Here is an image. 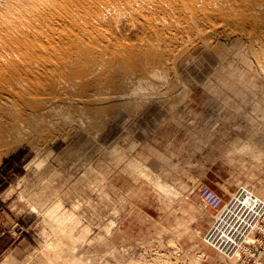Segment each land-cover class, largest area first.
Returning a JSON list of instances; mask_svg holds the SVG:
<instances>
[{
    "label": "rangeland",
    "instance_id": "1",
    "mask_svg": "<svg viewBox=\"0 0 264 264\" xmlns=\"http://www.w3.org/2000/svg\"><path fill=\"white\" fill-rule=\"evenodd\" d=\"M0 153V264H264V0H0Z\"/></svg>",
    "mask_w": 264,
    "mask_h": 264
},
{
    "label": "built area",
    "instance_id": "2",
    "mask_svg": "<svg viewBox=\"0 0 264 264\" xmlns=\"http://www.w3.org/2000/svg\"><path fill=\"white\" fill-rule=\"evenodd\" d=\"M201 200L214 210L207 240L226 255H234L253 232L264 231V198L239 187L227 203L212 189L199 190Z\"/></svg>",
    "mask_w": 264,
    "mask_h": 264
},
{
    "label": "bare ground",
    "instance_id": "3",
    "mask_svg": "<svg viewBox=\"0 0 264 264\" xmlns=\"http://www.w3.org/2000/svg\"><path fill=\"white\" fill-rule=\"evenodd\" d=\"M94 96H95V95H94ZM113 96H114V95H113ZM113 96L111 95V97H113ZM115 96H116V95H115ZM105 97L110 98V96H108V95L105 96ZM97 98H98V97H97ZM103 98H104V97H103ZM95 99H96V98H95ZM98 99H99V98H98ZM66 100H67V97H66V98L63 97V98L61 99V102H62V101H66ZM76 100L79 101V102L82 101V103H84V101H86V99H85V100H80L79 98L76 99ZM91 101H92V100H91ZM96 102H97V101H96ZM96 102H95V103H96ZM86 103H87V102H86ZM91 103H92V102H91ZM92 104L94 105V102H93ZM87 105H88V104H87ZM89 105H90V103H89ZM52 108H53L52 105H47V106H45V107L42 109V111H43V112H44V111H50V110H52ZM80 116H81V114H80ZM80 116H79V117H80ZM75 117H77V116H75ZM88 117H89V115H88ZM73 118H74V117H73ZM90 118H91V117H90ZM77 119L81 121V119H79L78 117H77ZM90 120H91V119H90ZM87 121H88V120H87ZM87 121H86V122H87ZM93 121H94V120H93ZM78 122H79V121H78ZM78 122L76 121V123H78ZM81 122H82L81 124L84 123L83 121H81ZM86 122H85V123H86ZM94 122H95V121H94ZM92 123H93V122H92ZM92 123H91V124H92ZM81 124H79V125H81ZM86 124H87V123H86ZM89 125H90V123H89ZM89 125H88V126H89ZM92 125H93V124H92ZM94 125H95V124H94ZM79 127H80V126H79ZM85 128H86V125H85ZM93 128H95V127H93ZM87 129H88V128H87ZM5 152H7V151H5ZM0 154H1V153H0ZM248 238H249V237H248ZM248 238H247V240H248ZM247 240H246V241H247ZM235 254H237V251L234 253V255H235ZM54 261H56L55 264H68V262L66 261L65 258H63V257L60 258L59 256L56 257ZM47 262H51V261H50V260H47Z\"/></svg>",
    "mask_w": 264,
    "mask_h": 264
}]
</instances>
